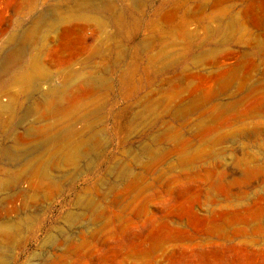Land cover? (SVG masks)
Returning a JSON list of instances; mask_svg holds the SVG:
<instances>
[{"label":"rangeland","instance_id":"rangeland-1","mask_svg":"<svg viewBox=\"0 0 264 264\" xmlns=\"http://www.w3.org/2000/svg\"><path fill=\"white\" fill-rule=\"evenodd\" d=\"M28 30L0 264H264V0H0V55Z\"/></svg>","mask_w":264,"mask_h":264},{"label":"bare ground","instance_id":"bare-ground-1","mask_svg":"<svg viewBox=\"0 0 264 264\" xmlns=\"http://www.w3.org/2000/svg\"><path fill=\"white\" fill-rule=\"evenodd\" d=\"M95 1H96V0H95ZM81 8H82V9H83V8L85 9L86 7L82 5ZM58 19H59V18H58ZM40 21H41V20H40ZM40 21H39V22L37 21V22H38V23H36L37 25L34 26L35 29L38 28V27H39V28H42V27H45V26L48 25L47 22H43V21L40 22ZM34 22H35V21H34ZM46 24H47V25H46ZM34 25H35V24H34ZM53 26H54V25H52V27H53ZM55 26H56V24H55ZM32 27H33V26H32ZM49 27H51V25H49ZM39 28H38V29H39ZM38 29H37V30H38ZM28 31H29V34H28L29 37H27L28 35L25 36V35L28 33V32H26V31H25V32H26L25 34H24L23 31H22V32H20L19 34L11 35L10 40H9V43H8V48H7L6 50H3V51H5V52H4V54H3L2 56L0 55V56L2 57V62H1V65H0V68H1L0 71H1V70H4V69H8V67L11 66V64H12V66H13V63H16L19 59H22L21 57H23V53H24V55H25V52H26V46H27V42H28L27 39L29 38L28 40H30V37H32L31 34L33 35V33H34V32H33V33L30 34V30H28ZM15 33H16V32H15ZM22 33H23V34H22ZM34 34H36V35L39 36V34H37V31H36V33H34ZM33 36H35V35H33ZM38 36H37V38H38ZM35 37H36V36H35ZM33 39H34V38H33ZM33 39H32V41H33ZM43 39H44V38H43ZM43 39H42V40H43ZM34 40H35V39H34ZM37 40H38V39H36V41H37ZM32 41H30V43H31ZM36 41H34V42H36ZM34 42H32V43H34ZM44 42H45V40H44ZM11 43H14V44L11 45ZM30 43H29V44H30ZM44 44H45V43H44ZM10 45H11V46H10ZM32 45H33V44H32ZM32 45L30 44V46H32ZM30 46H29V47H30ZM41 47H43L42 44H41ZM24 57H26V56H24ZM32 61H33V60H32ZM4 71H5V70H4ZM3 107H4V105H3ZM60 109H61V108H60ZM68 112H69V111H68ZM86 112H87V111H86ZM92 112H93V111H92ZM53 113H54V112H53ZM50 114H51V113H50ZM51 115H53V114H51ZM64 115H65V114H64ZM86 115H87V114H86ZM53 116H54V115H53ZM62 116H63V115H62ZM84 116H85V115H84ZM87 116H88V115H87ZM66 117H67V116H66ZM90 117H91V116H90ZM62 119H63V118H62ZM67 119H68V118H67ZM67 119H66V120H67ZM98 119H99V117H98ZM58 120H59V119H58ZM58 120H57L56 122H58ZM64 120H65V117H64ZM64 120H63V121H64ZM54 121H55V120H54ZM60 121H61V120H60ZM93 121H94V120H93ZM59 123H60V122H59ZM70 123H71V122H70ZM90 123H91V122H90ZM65 124H67L66 126H68V127H65L64 125H63V126H64L65 128H63L62 126H60V127L63 128V130L65 131L64 133L67 134V131H68L67 128H70L69 126H71V124L69 125L68 122L65 123ZM87 124H88V123H87ZM88 125H89V124H88ZM60 127H59V128H60ZM51 128H52V127H51ZM61 128H60V129H61ZM87 128H88V127H87ZM65 129H66V130H65ZM70 129H72V127H71ZM58 130H59V129H58ZM88 130H89V129H88ZM100 130H101V129H100ZM59 131H60V130H59ZM86 131H87V129H86ZM76 132H77V131H76ZM57 133H58V132H57ZM95 133H96V132H95ZM59 134H60V133H58V135H59ZM70 134L73 135V133H70ZM81 134H82V133H81ZM93 134H94V133H93ZM68 135H69V134H68ZM79 135H80V134H79ZM49 136H50V138L52 139V134L49 135ZM61 136H62V135H61ZM63 136H64V134H63ZM66 136H67V135H66ZM90 136H92V134H91ZM43 137H44V136H43ZM54 137H55V134H54ZM57 137H58V138H57L58 141H59V139H60V140L63 139V138L61 139V137L59 138V136H57ZM76 137H78V136H76ZM79 137H80V136H79ZM92 137H93V136H92ZM69 138H71V137H69ZM74 138H75V136H74ZM87 138H89V137H87ZM75 139H76V138H75ZM95 139H96V137H95ZM95 139H94V140H95ZM65 140L67 141V139H65ZM68 140H70V139H68ZM66 141H65V142H66ZM72 141H73V140H72V138H71V141H68V142H72ZM77 141H79V140H77ZM59 142H60V141H59ZM62 142H63V141H62ZM65 142H63L64 144L62 143V146L60 145V146L62 147V149H61V147L58 145V146H59V150L61 149L62 151H64V150H63V147L66 145ZM68 142H67V144H68V146H69V143H68ZM75 142H76V141H75ZM86 142H87V141L82 140L81 142H79V143H80L79 145H77V144H76L77 142H76L75 144H76L77 146H75L74 148L72 147L73 144H72V146H69V147H72V149H71L70 151H68L67 149L65 150V152H66V151L69 152V153H67L68 158H70V160H72L75 156L77 157L78 153H80V150L83 149V148L87 145ZM72 143H73V142H72ZM63 145H64V146H63ZM102 145H103V144H102ZM65 147L68 148L67 146H65ZM65 147H64V149H65ZM69 149H70V148H69ZM62 151H61V152L59 151V153H62ZM96 151H97V150H96ZM84 152H86V150H85ZM5 153H7V154H11L12 152H11V151H8V150H5ZM64 154H65V153H64ZM59 155H60V154H59ZM59 155H58V156H59ZM10 156H11L13 159H16V158H17V154H15V152H13ZM62 156H63V155H62ZM74 159H75V158H74ZM57 163H58V162H57ZM68 163H69V162H68ZM52 166H53V165H52ZM46 167H47V166H46ZM53 167H54V166H53ZM76 167H77V166H76ZM76 167H75V168H76ZM37 170H38V169H37ZM39 170H40V169H39ZM46 170H47V169L42 170L44 174H46ZM35 171H36V169H35ZM42 171H41V172H42ZM18 172H19V171H18ZM38 172H39V171H38ZM60 174H61V173H60ZM39 176H42V177L44 178V176H47V175H44V176H43V175L40 174ZM43 178H42V179H43ZM42 179L40 180V181H41V182H40L41 184H42ZM49 179H50V178H49ZM44 181H46V179H45V180L43 179V182H44ZM55 182H56V181H54V183H55ZM48 183H50V181H48ZM48 183L46 182L45 186H46V185H49ZM56 183H57V182H56ZM56 183H55V184H56ZM43 184H44V183H43ZM38 185H39V184H38ZM35 186H36V185H35ZM51 186H52V184H51ZM54 186H55V185H54ZM54 186H53V190H54V188H56L58 185H57L56 187H54ZM61 186H62V185H61ZM38 187H41V186H38ZM58 188H59V186H58ZM41 189L43 190L44 188L41 187ZM45 189H46V188H45ZM45 189H44V191H45ZM48 189L51 190L52 187H50V188L48 187ZM59 189H60V188H59ZM57 190H58V189H57ZM40 191H41V190H40ZM43 193H44V192H43ZM45 195H46V194H45ZM49 196H51V195H49ZM35 211H36V210H35ZM7 218H8V217H7ZM31 219H33V218H31ZM20 221H21V220H20ZM28 221H29V220H28ZM7 225H8V224H7ZM4 227H5V226H4ZM4 227H3V228H4ZM10 227H11V226H10ZM3 228H2V234L8 231L7 229H5V232H3V231H4ZM11 228H12V227H11ZM10 230H11V229H9V231H10ZM22 230H23V229H22ZM0 232H1V231H0ZM8 233H9V232H8ZM18 233H19V232H18ZM0 234H1V233H0ZM1 236H2V235H1ZM7 236H8V234H7ZM7 236H6V237H7ZM10 236H11V235H10ZM7 238H8V237H7ZM9 242H10V241H9ZM9 242H8V243H9ZM12 242H14V241H12Z\"/></svg>","mask_w":264,"mask_h":264}]
</instances>
